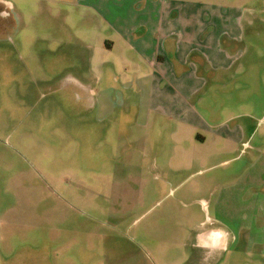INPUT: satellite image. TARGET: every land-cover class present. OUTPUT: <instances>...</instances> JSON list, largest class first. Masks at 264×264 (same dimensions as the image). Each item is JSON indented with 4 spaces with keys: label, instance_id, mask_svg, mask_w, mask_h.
Returning <instances> with one entry per match:
<instances>
[{
    "label": "rangeland",
    "instance_id": "rangeland-1",
    "mask_svg": "<svg viewBox=\"0 0 264 264\" xmlns=\"http://www.w3.org/2000/svg\"><path fill=\"white\" fill-rule=\"evenodd\" d=\"M101 1L0 0V264H264V0H164L242 12L259 59L201 85L199 126L137 116Z\"/></svg>",
    "mask_w": 264,
    "mask_h": 264
},
{
    "label": "crops",
    "instance_id": "crops-1",
    "mask_svg": "<svg viewBox=\"0 0 264 264\" xmlns=\"http://www.w3.org/2000/svg\"><path fill=\"white\" fill-rule=\"evenodd\" d=\"M120 1L111 7L109 0H102L98 10L103 8L105 22L115 34L114 39H106L105 45L109 49L125 45L136 56V63L130 65L132 76L138 78V86L146 92L136 102L138 117H147L155 110L162 117L184 124L192 119L196 126L206 125L201 124L203 117L192 103L193 99L200 100L201 85L256 68L259 59L246 54L242 12L227 18L223 14L229 10L221 12L222 8L216 7L179 6L164 0H149L146 4ZM241 115L249 114H236ZM233 118L231 115L227 119ZM225 122L217 125L224 127ZM227 132L237 138L244 135L241 130H223L225 136ZM230 225L229 230L208 228L204 235H226L237 242L243 227L239 224L237 232Z\"/></svg>",
    "mask_w": 264,
    "mask_h": 264
}]
</instances>
